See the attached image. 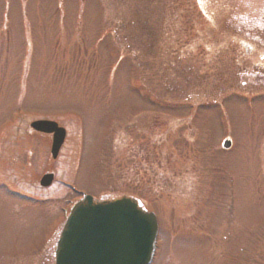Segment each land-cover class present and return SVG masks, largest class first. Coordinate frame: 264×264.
<instances>
[{"label": "rangeland", "instance_id": "rangeland-1", "mask_svg": "<svg viewBox=\"0 0 264 264\" xmlns=\"http://www.w3.org/2000/svg\"><path fill=\"white\" fill-rule=\"evenodd\" d=\"M258 27L264 0H0V264H56L84 195L157 216L151 264H264Z\"/></svg>", "mask_w": 264, "mask_h": 264}, {"label": "water", "instance_id": "water-1", "mask_svg": "<svg viewBox=\"0 0 264 264\" xmlns=\"http://www.w3.org/2000/svg\"><path fill=\"white\" fill-rule=\"evenodd\" d=\"M34 131L52 135L51 154L57 159L66 131L53 121L31 124ZM226 141L224 148H230ZM53 174L44 176L49 187ZM158 236V221L135 198L95 201L85 196L71 210L56 248V264H150Z\"/></svg>", "mask_w": 264, "mask_h": 264}, {"label": "flooded vegetation", "instance_id": "flooded-vegetation-1", "mask_svg": "<svg viewBox=\"0 0 264 264\" xmlns=\"http://www.w3.org/2000/svg\"><path fill=\"white\" fill-rule=\"evenodd\" d=\"M258 33H260L261 35H264V28H256ZM253 32V31H252Z\"/></svg>", "mask_w": 264, "mask_h": 264}]
</instances>
